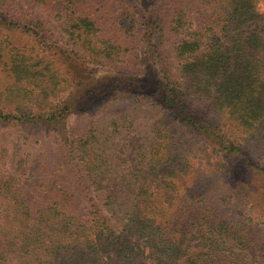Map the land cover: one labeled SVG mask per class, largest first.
Returning a JSON list of instances; mask_svg holds the SVG:
<instances>
[{"label": "trees", "instance_id": "trees-1", "mask_svg": "<svg viewBox=\"0 0 264 264\" xmlns=\"http://www.w3.org/2000/svg\"><path fill=\"white\" fill-rule=\"evenodd\" d=\"M30 2L0 0V264H264V0ZM102 101L135 108L72 118Z\"/></svg>", "mask_w": 264, "mask_h": 264}, {"label": "rangeland", "instance_id": "rangeland-1", "mask_svg": "<svg viewBox=\"0 0 264 264\" xmlns=\"http://www.w3.org/2000/svg\"><path fill=\"white\" fill-rule=\"evenodd\" d=\"M24 2L30 4V0H24ZM258 10L264 14V2L260 3L258 5ZM51 25L55 28V31L57 34H61L60 33V29L57 27L56 22L51 23ZM77 70V68L75 69ZM5 72H3L2 74H0V79H4L5 78ZM7 79L9 77H6ZM10 79V78H9ZM99 98H101L99 96ZM6 100V104L9 103V106H15L17 104H19L20 99L18 98H13V99H9V97H5ZM5 104V105H6ZM101 104H105L106 107L105 108H99L101 107ZM135 108V105L132 103H116L114 104V102H108V101H102L100 103H95L93 104L90 108H88V110H92V112L94 113V115L90 116V114L85 113V114H79V115H75L72 118H99L100 116H104L105 113L109 112V113H113V112H132ZM146 107H140V105H137V109L139 110L140 113H142V110H144ZM87 110V111H88ZM96 110H99L96 113ZM1 118V117H0ZM169 132H172L179 140L180 143H182L187 150L196 157V162L200 163V165L202 166L203 164H207V156L205 151H203L194 141V139H192L191 135L188 133V131L186 130L185 127H183L180 124H170L167 127ZM35 150H39V145L37 143H34L32 145H27L23 148V150H20V148H16L15 150H13V154H12V158L15 157L16 154H18V152L21 151H26V152H34ZM241 215H247L250 218H253L252 220H254V222L256 224H258L259 228L263 230L264 232V220L262 219V217L260 216L259 213H257L254 210H251V208H245L244 210H240Z\"/></svg>", "mask_w": 264, "mask_h": 264}]
</instances>
